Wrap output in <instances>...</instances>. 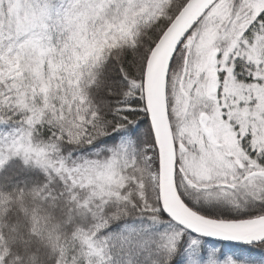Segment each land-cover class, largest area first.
Masks as SVG:
<instances>
[{"label":"snow or ice","instance_id":"1","mask_svg":"<svg viewBox=\"0 0 264 264\" xmlns=\"http://www.w3.org/2000/svg\"><path fill=\"white\" fill-rule=\"evenodd\" d=\"M0 264H264V0H0Z\"/></svg>","mask_w":264,"mask_h":264}]
</instances>
